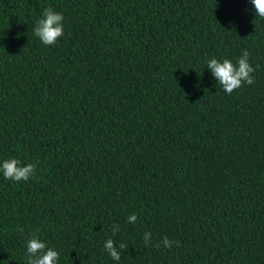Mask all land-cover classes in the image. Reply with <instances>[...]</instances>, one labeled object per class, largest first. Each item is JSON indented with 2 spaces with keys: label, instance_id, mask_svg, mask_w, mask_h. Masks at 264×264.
Segmentation results:
<instances>
[{
  "label": "trees",
  "instance_id": "trees-1",
  "mask_svg": "<svg viewBox=\"0 0 264 264\" xmlns=\"http://www.w3.org/2000/svg\"><path fill=\"white\" fill-rule=\"evenodd\" d=\"M244 50L255 82L229 95L207 62ZM8 158L36 170L0 173V264H28L31 234L57 264H264V19L250 0H0Z\"/></svg>",
  "mask_w": 264,
  "mask_h": 264
},
{
  "label": "clouds",
  "instance_id": "clouds-1",
  "mask_svg": "<svg viewBox=\"0 0 264 264\" xmlns=\"http://www.w3.org/2000/svg\"><path fill=\"white\" fill-rule=\"evenodd\" d=\"M254 6L255 14L259 18L264 19V0H250ZM64 16L62 13L54 11L51 7L44 9L42 18L36 22L34 34L38 37L42 44L46 46L54 45L57 40L64 34ZM249 52L244 50L241 57L234 64L229 59L218 60L216 58L209 59L207 69L212 76L222 86L224 92L232 94L235 89L242 86V83L252 85L255 81L251 75L255 69L249 63ZM36 165L33 163L23 164L17 158H8L0 162V173L7 180L15 182L28 181L35 178ZM135 213L129 215L128 223L137 222ZM113 235L119 231V225H113ZM145 245L148 246L152 242L151 231L143 234ZM167 249H171L173 245L179 246V241L170 240L167 236L162 241L157 242L156 247L160 244ZM127 247L121 242L118 246L112 239L104 242L105 251L111 256L112 260L119 262L121 259V250ZM26 249L28 254V264H57L59 253L51 247H46L35 234H31L26 241Z\"/></svg>",
  "mask_w": 264,
  "mask_h": 264
}]
</instances>
